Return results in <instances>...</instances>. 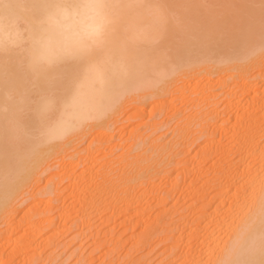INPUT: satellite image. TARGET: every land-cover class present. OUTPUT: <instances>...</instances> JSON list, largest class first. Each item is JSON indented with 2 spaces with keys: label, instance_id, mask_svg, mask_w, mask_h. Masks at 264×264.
Instances as JSON below:
<instances>
[{
  "label": "bare ground",
  "instance_id": "6f19581e",
  "mask_svg": "<svg viewBox=\"0 0 264 264\" xmlns=\"http://www.w3.org/2000/svg\"><path fill=\"white\" fill-rule=\"evenodd\" d=\"M214 40L235 46L222 50L218 44L211 56L200 54L212 50ZM208 42L212 49L202 47ZM187 91L196 96L194 108L201 102L208 110L202 118L187 112L189 120L183 119L174 134L180 138L176 156H186L175 163L172 173L164 174L163 185H156L147 180L150 167L141 168L124 152L115 153L124 147L113 146L118 135L107 132L114 130L119 114L133 118L142 112L141 106L126 111L125 104L135 103V97L141 102L154 98L149 107L153 117L155 111L186 105ZM91 131L96 138L76 150ZM204 136L211 139L197 143ZM96 139L100 148L92 151ZM80 152L84 154L71 161ZM52 165L59 170L46 179L45 195L52 196L45 201L42 197L16 220L19 210L13 199L50 173ZM203 165L211 175L197 187L199 174L196 178L194 172L201 173ZM137 180L145 184L141 191H136L142 187L135 186ZM61 183L65 186H59V192ZM182 184L188 188L187 196L194 197L188 209L198 210L191 217L195 225L187 230L182 221L186 230H178L177 237H192L199 250H190L180 264H204L206 253L215 255L208 256L211 264H264V0H0V221L5 220L0 254L10 247L11 261L17 253H28L36 243L50 244L61 234L63 229L53 226L66 212L38 221L36 217L42 214L39 206L51 210L56 203L52 199L65 191L68 207L84 226L94 217L125 218L133 210V221L146 216L147 226L156 229L168 211L146 215L144 210L153 202L164 204ZM203 187L208 192L202 194ZM182 219L172 221L173 230ZM147 226L144 239L153 232ZM45 228L54 231L41 239ZM15 231L18 235L9 238ZM221 235H228L225 247Z\"/></svg>",
  "mask_w": 264,
  "mask_h": 264
},
{
  "label": "rangeland",
  "instance_id": "374dc122",
  "mask_svg": "<svg viewBox=\"0 0 264 264\" xmlns=\"http://www.w3.org/2000/svg\"><path fill=\"white\" fill-rule=\"evenodd\" d=\"M232 32L233 31L231 30L230 34H232ZM227 34L228 33H225V35L223 34L224 37L227 38L229 36V35L227 36ZM230 36L228 38H230ZM231 37H233V36H231ZM220 38H222V36ZM215 41L216 40H214V42ZM231 41H233V38L231 39ZM212 42H208V43H206L207 45H204L202 47L206 49V47L208 46L207 49H209V48L212 49V46H213ZM210 43H212V44L209 47ZM225 43L226 42H224V45L222 46V42L218 43L216 41L215 47H213V49L215 48V50L212 49V50H208V51L204 50L203 52L200 51V54L201 53H204L206 55L210 54L209 56H211V53H213V52L216 53V47H218V44H221V46L219 45L220 48H222V47L229 48L228 46H230V47L235 46V44L232 42L231 43L227 42L226 44ZM194 45L195 46H193V45L192 46L195 49L197 47V45L196 44H194ZM176 46L177 45L174 43V47L172 48L175 53H176V50H175ZM180 46L182 47V45H180ZM189 47H190V45H189ZM178 49L179 48L177 46V50ZM180 50H182V48H180ZM222 50H223V48H222ZM222 50H220V51H222ZM228 50L229 49H227V51ZM230 50L232 51L233 49L230 48ZM198 51L199 50H195V51L192 50V52H193L192 54L200 55L198 53ZM231 51L228 53H231ZM220 53L221 52H219L218 54H214V55H219ZM222 53H223V51H222ZM229 66L230 65H228L227 67H229ZM221 73L222 72H218V73L215 72V74H221ZM215 74L214 73L212 74L213 78L216 77ZM204 76H205L204 74L197 75L195 77V79L199 80ZM187 93L190 94V91H187ZM189 94H187L188 98H189L188 99L189 102L186 98L185 99L186 105H184V104H182L181 106L178 105L179 109L176 108V110H175L176 112L171 107H169V108L166 107L160 113H157L155 111L154 116L152 114L153 117H151V115H149L150 114V112H149L150 108L149 107H150L151 103L153 102L152 100L154 98L151 97L149 99H146L147 101L141 102L137 98L138 97L137 96L133 100L135 103H133L131 105V103L129 102L130 105L128 104V106H127V104H125L126 105V111L129 112L130 109H134L135 107L139 108L141 106L140 109H143L142 112H140V114H137V116H135L133 118L128 117L129 113H127V117H125L126 116L125 114H122V115L119 114V116L117 117V123L118 124L117 123H116V125L114 124V126L112 127V129L114 128V130H111L109 128L110 130L107 132L108 134H110V136L115 135V134H117L119 136V137L118 136L115 137L112 140L113 143L111 142V144L113 146L114 145L118 146V144L119 145L121 144L124 147L123 150H121V149L114 150L115 153H119L118 154V156H119V155L123 154V152H124V154L126 153L131 158H134L133 162L140 164L141 168L145 169L147 167H150V171L147 172V174L149 175L147 177V180L153 182L156 185H163V182L165 180L164 176L168 173L169 174L172 173L170 171H172V167L173 168L175 167L174 166L175 163H178L179 160L181 161L182 158H185V156H186L185 154H183V155H185L184 157L182 154L176 156V154L179 153L181 149L178 147H175L176 146L175 143L178 142L177 139H180V138H178L174 134H176L177 130L182 125V121L184 123H185V121L187 122V119L189 120L188 117H190L191 114H194V113L199 114V116L197 115L198 117H200V116H201V118L205 117L204 114L208 110V109H205V106L203 107V104L201 102H200L199 106L196 105L198 107L194 108L195 104L197 103V101H196V103L194 102L196 99V96L192 95V93L190 95ZM193 98H194V100H193ZM136 99H138V102H136L137 101ZM140 102L142 104H139ZM192 102H194V103H192ZM177 103H178V101L176 102V104ZM189 103H191V104H189ZM193 104H194V106H193ZM188 105H192V106H190L191 108ZM200 106H202L203 108L202 107L201 108H202V110L203 109L204 110L203 111L201 110V112H199V111L195 112L196 110H194V109L200 108ZM185 107H187L188 109L186 108L185 110H183ZM214 107L209 106V109L212 108L213 110L217 111L218 106L217 107L214 106ZM181 108H183V109H181ZM166 109H168V111ZM165 110L167 111L166 113H165ZM172 110L174 113L172 112ZM189 111H190V113L191 112L192 113L191 114L187 113ZM218 111H220V110H218ZM171 114H173V115H171ZM177 114H178V116L176 117ZM167 115H169V116H167ZM174 115H175V118H174ZM122 116H123V118H121ZM119 118L121 119V121H119L120 120ZM127 119H129V120H127ZM183 119H185V121ZM134 127H136L138 129V131ZM138 127L141 129H139ZM119 128H120V130L118 131ZM134 129H136V130L132 132V130H134ZM101 130H103V129H101ZM95 131L97 132V129ZM114 131H116V132L114 133ZM96 132H95V134H94V131L89 132V134H87L89 137L86 135L87 138L86 139L84 138L83 143L77 145L76 150H78V149L81 150V147H82V149L86 148L87 145H89L91 138H96V136H95L97 134ZM92 135H94V136L92 137ZM211 137H212V139H214L213 138L214 136L211 135ZM136 138H138V139L140 138V139L138 140ZM205 139L207 140V139H211V138L209 136H204V137L200 138L197 141V143L204 141ZM98 142L99 141L97 139L94 142H92L91 145H93V146L90 145L92 151H94V149L100 148V144H98ZM134 142H137L138 146H134V144H135ZM144 142H145V144L142 146V144ZM95 144H96V146H95ZM97 144H98V146H97ZM125 147H126V149H125ZM126 150H128V151H126ZM114 151L112 154V156H113L112 158H114V155H117L114 153ZM146 151L148 152L147 154H145ZM69 152H71V151H69ZM152 152H156V153L152 155L151 154ZM79 154H80V156H78ZM81 154L83 155L84 152L78 153L76 158L75 157L72 158L73 160L71 159V161L75 162L77 157L82 156ZM213 155L210 156V161L213 160V158L216 156V155H214V156ZM118 156L117 157L115 156V159H119ZM169 161H172V162L169 163ZM210 161H209V163H210ZM56 164L57 163L55 162V164H53V165L55 166ZM188 165H187V167L189 168L191 165L190 166H188ZM222 165H226V164H222ZM54 166L51 167L52 170H49L50 173H48V171H47L46 173H44L40 176L39 180L40 179H42V180H40V181L38 180V182L36 181V182L32 183L33 185L36 184L37 186L36 185L33 186L31 184V186L27 187V190H25L23 193H21L19 195V197H17V199L16 198L13 199L14 208L19 210V211H16V214L14 217L16 220L20 219L27 212V210L30 209V207L32 206L33 203L40 200L42 197L43 198L41 199V201H45V200H47V198L49 199V196L50 197L52 196V194L45 195L46 191H47V185L45 183H46V179L48 180V178H50V176H52L53 173H55L57 171V168H55ZM206 166L207 165L202 166L203 168L205 167L206 169L201 170V173H196V171L194 172L196 174V178L199 176L197 178L199 180H197L195 182L196 184L194 183V185L197 187H199L201 185L202 179L207 178V176L210 174L207 172L208 171L210 172L211 169H208V166L207 167ZM178 167H180L179 164L177 165L176 170H178ZM203 173H205V174H203ZM211 173L214 174L213 171ZM200 174H202V175H200ZM47 175H48V177H47ZM190 176L188 175V178ZM201 176H202V178H201ZM141 180H143V179H141ZM141 180H137L134 183V184H136L135 186L141 185V184H139L141 182ZM145 181L146 180L144 179V182ZM197 182H199V183H197ZM63 184H66V182H64ZM45 185H46V188H44ZM144 185L145 184H143V186ZM59 186H62V183L60 185H58V189L60 188ZM63 186H65V185H63ZM63 186L61 187L62 189L64 188ZM143 186L142 187L139 186V189L136 187L135 189H138L136 191H141L142 189H144L145 186L144 187ZM184 186L185 185L182 184V186L179 189L170 192L171 194H169L166 197L167 201H164L163 202L164 204L158 203L157 205L154 206L153 203H155V202H153L152 203L153 206L151 205L152 207L148 206V209L146 208V210H144V213L146 215L149 212H151L153 214L155 211L157 212L158 210L159 211H164V210L168 211L166 216L165 217L163 216V219H162L163 221H162L161 226L156 228V229L152 228V226H149V227L147 226V222H148L146 220L147 217L144 216V214L142 212L141 213L143 214L144 219L142 217H140V218H138V220L133 221L134 220V218H132V217H134L133 216V210L129 211L131 213L127 212V216L125 215V218H122L124 216H119V217L118 216H116V217L112 216L113 218H111V216H110V218H108L109 217L108 216L107 217L108 220H107V218H102V217L100 218L98 216L97 217L98 220H96L95 219L96 217H94L92 220V223L90 222V225L88 227L86 225L84 226V225L80 224L79 219L76 218L74 211H72L68 207L69 200L67 201V198H66L67 196L65 194L66 193V191H65L63 193V195L60 196V198L55 197L57 199H55V198H54L55 200L52 199L53 203L56 202L55 203L56 206L54 204L52 209L51 210L49 209L50 211L46 210V209H48V207L44 206V204H42V206H39V208L42 209V211L40 209L38 211H40L42 214L40 216L36 217V220L38 221L39 219H46L49 217L52 218L55 216V214H58L60 212H66L67 215L72 213L69 215V217H66L67 215L65 214V216H63V219L62 218L59 220L57 219L54 222V226H53L54 229H59V230L63 229V232H65V234L62 232L61 234H63V235H61V234L57 235L56 238L52 239V242H50V244L44 243V245H43V242L40 240L42 243H40V241H39L40 244L36 243V245H38V246L35 245L32 250L31 249L28 250V253H27V251H25V252L22 251L23 254H22V252L17 253V255H16L17 257L14 256V258L12 260L10 259L11 261H9L8 260L9 258L7 257L8 251L11 248L6 247L5 250H3V252H5V253L1 252V254H0V264L1 263L4 264V262H5V264H6V262H7V264L8 263L9 264H77V263L78 264L79 263L80 264H180L181 262L184 261L185 256H187V253H190V252L195 253L197 251L196 249L199 250V248H196L197 245L196 244L194 245V241L190 240V239H193L192 237L189 240H188V238H185L184 240H182L183 238L178 239L179 237H177V235L179 234L178 233L179 231L181 232V231L186 230L184 228L185 225L187 227V230L189 229L188 227L191 228V226L195 225V220L192 219L191 217L194 218L195 215H193V214H195L196 211L198 210L197 206L195 208L193 207L194 211L192 210L193 208L188 209V205L192 201L191 197H193V196H187V195H189L188 194V188L186 189V186H185V190H184ZM162 187L165 190L167 189V188H164V186H162ZM61 188H60L59 192L62 190ZM41 190H44V191H41ZM206 190H207L206 187L204 189H202V194H203V192H206ZM39 191H41V192H39ZM25 192H27V193H25ZM207 192H208V190H207ZM41 193H42V196H40ZM56 193L57 192L54 193L55 196H56ZM24 194H26V195H24ZM36 194H38V195L40 194L39 197ZM157 194L158 195L163 194V191L162 192L158 191ZM198 195H200V194H198ZM61 198H63V199H61ZM63 200H65V201H63ZM193 201H194V197H193ZM206 201L205 202L203 201V202L206 204L207 203ZM14 202H15V204H16V202L17 203L19 202L18 204H20L21 206L20 205H17V206L14 205ZM161 205H163V206H161ZM19 207L21 209H19ZM144 207L145 206H141V209ZM207 207H206V209L209 210L210 208H207ZM24 208H25V211L23 210ZM149 208H151V209H149ZM195 209H197V210H195ZM44 210H45V212L43 213ZM59 210H61V211H59ZM21 211L23 213H21ZM46 213H48V214H46ZM44 216H47V217L44 218ZM180 217H183L184 220L182 219L180 221L181 223L179 222V224H178L179 226H177L178 228H176L175 229L176 231H175V230H173L174 226L173 225L170 226V225H171L172 221H175V220L179 219ZM34 218L35 217H33V221H36ZM186 219H188V220H186ZM191 219H192V221H191L192 224H190V222H189ZM127 220H129V221H127ZM60 221H62V223H60ZM130 221H132V222H130ZM182 221H184L186 224L184 225L183 224L184 222L182 223ZM23 222H25V221H23ZM187 223H189V226ZM4 224H5V220L0 221V228L1 227L4 228ZM59 224H60V226H59ZM90 226H91V228H90ZM146 226L148 227L147 231H150L149 229H153V232L151 231V233L148 234L149 238L147 237V239H144L145 236L143 237L142 234L144 233V228ZM82 227H83V230H82ZM85 227H87L88 229ZM182 228H184L185 230H183ZM53 231H54L53 229L52 230L46 229V228L43 229V231H41V233H40V235L43 234L41 236L42 237L41 239H44L46 236H48V234H50ZM18 233H19L18 231H17V233L15 231L12 234L14 236L11 235L12 237H9V238L13 239V237H16L18 235ZM224 236L225 235H221L220 239H221V241H222V239H223V241H225V243H221L222 246L225 247L226 242H227L226 238H228V235H227V237L226 236L224 237ZM176 238L180 241H178ZM186 241H187V243H185ZM191 241H193L192 245L189 244V243H191ZM186 244H188V245H186ZM41 245H43V246H41ZM188 246H190L191 248L193 247V249H191ZM194 246H195V248H194ZM175 248L177 250H175ZM181 248L184 250H182ZM220 248H221V246L219 247L218 250H220ZM2 253H3V255H2ZM30 255L33 257H31ZM205 255L206 256H204V258L202 257L204 259L202 262L208 261V263L211 264V262H210L211 260L209 259V257H211L212 255H210L209 253H206ZM188 256H190V255H188ZM214 256H212V257H214ZM26 257L27 258L29 257V261H27L28 259L27 260L24 259ZM205 258H207V260ZM214 258H212V259H214ZM205 262H204V264H208Z\"/></svg>",
  "mask_w": 264,
  "mask_h": 264
}]
</instances>
